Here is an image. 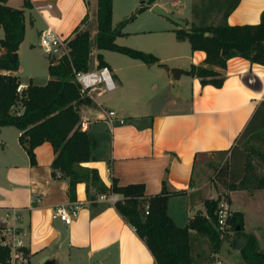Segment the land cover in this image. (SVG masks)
I'll return each instance as SVG.
<instances>
[{
	"label": "crops",
	"instance_id": "obj_1",
	"mask_svg": "<svg viewBox=\"0 0 264 264\" xmlns=\"http://www.w3.org/2000/svg\"><path fill=\"white\" fill-rule=\"evenodd\" d=\"M7 3L22 8L25 0H8ZM29 3L30 7L24 8L26 38L20 46L19 56L29 27L37 31V42L41 47V34L48 27L66 39L73 35L77 27L88 29L95 15L97 18V0H29ZM263 11L264 0H241L227 22L230 25L257 24ZM87 15L88 21L83 24ZM219 16L220 20L215 25L221 21L222 15ZM2 31L0 29V39L4 36ZM172 31L177 44L187 43L179 41L175 31ZM125 33V36L117 39V43L130 36L152 34L153 30ZM119 44L137 47L131 43ZM37 45L30 42L27 49L30 57L36 60ZM189 46L190 65H202L206 54L203 51L193 52ZM102 54L117 87L108 93L93 91V105L81 109L82 121L86 123L84 130L96 143L93 152L95 160L83 166L97 169L108 187L113 180L121 186L144 183L146 194L153 196L161 193L166 181L170 191L184 192L173 195L168 207L169 215L180 227L184 225L182 223H189L197 212L206 214L204 201L217 199L223 193L217 190L208 192L201 168L212 162L209 158L224 155L225 159H229L230 153L226 152L237 144L247 125L252 121L260 127L264 121V109L259 110L264 103V66L252 64L243 58L229 60L226 69H218L225 76L221 88L202 86L197 77L174 79L168 72L162 81L146 86L145 79L138 77V74L133 78L127 77L123 67L117 66L116 57ZM121 56L119 60L134 67L138 73L152 69L141 60ZM124 57L131 61H124ZM152 66L163 68L156 64ZM21 73L22 66L17 74L20 76ZM26 86L22 83V87ZM145 88H151L155 93L165 92L166 97L158 102L161 107L151 108L142 101ZM106 95L111 98L106 100ZM111 111L116 116L109 117ZM10 128L14 127L0 128V149L5 155L0 159V209L21 210L31 264H157L146 241L117 211L115 204L99 197L89 200L84 183L77 185L76 200H73L84 203L78 216L70 225L54 219L55 208L72 200L69 182L52 176L51 165L55 159L53 147L50 143L37 147V164L32 165L19 143L21 132L16 129L15 141L22 150V153L14 151L21 155L17 162L15 155L10 153ZM237 191L231 192V208L242 212L245 218V211L235 209L233 196ZM117 197L121 199L120 195ZM256 197L257 194H254L249 201L253 203L250 206L253 215L258 216V206H253ZM261 199L263 204L260 208L264 211V193ZM246 222L248 220L245 218L247 230ZM256 222L254 220L249 224ZM224 246L230 253V243L225 242ZM35 260L38 262L35 263ZM217 262L222 264L221 258H215L213 264Z\"/></svg>",
	"mask_w": 264,
	"mask_h": 264
},
{
	"label": "trees",
	"instance_id": "obj_2",
	"mask_svg": "<svg viewBox=\"0 0 264 264\" xmlns=\"http://www.w3.org/2000/svg\"><path fill=\"white\" fill-rule=\"evenodd\" d=\"M156 1L150 0V4ZM7 2L0 0V29L4 32L0 39V128L14 127L21 132L19 143L30 163L37 164V147L50 143L55 153L52 176L69 182L72 201L76 200L77 185L81 183L86 184L87 197L92 201L104 194L120 195L121 199L115 204L117 211L146 241L157 264H213L230 236L229 231L233 232L234 241L239 237L247 238L246 245L240 250L244 264H264V250H260L255 235L246 233L242 212H230L227 231H222L218 225L221 202L231 203L229 191L264 190V171L261 174L256 172L260 165L254 164L253 159L258 156L260 167L264 170V152L250 145L255 138H264V121L260 127L251 121L237 144L226 152L230 153L229 159L216 168V180L224 187L225 194L217 199L205 200L206 214L197 212L187 226L180 227L169 215L168 207L173 195L184 192L170 191L166 181L161 193L153 196L146 194L144 183L121 186L113 180L108 187L97 169L83 166L95 160L93 152L96 143L81 126V109L92 106L93 100L81 94L76 80L79 72L109 67L102 51H112L147 65H159L174 79L197 77L202 86L221 88L225 76L218 69H226L229 60L243 58L264 66V11L257 24L230 25L227 20L241 0H201V4L194 8L199 23L193 22L187 29L178 28L175 34L179 41L189 42L193 52L203 51L206 58L202 65L184 69L169 67L152 53L117 43L119 37L126 35L124 27L127 23L147 9L144 1L130 19L114 26V0H97L96 37L93 38L89 29L77 27L73 35L65 39L68 53L60 58L49 55L50 78L47 83L37 85L30 79L28 85L22 87L17 74L21 66L19 49L26 36L24 8L30 7V3L25 0L22 8H15ZM213 9L222 15L216 25L207 24L205 19ZM87 21L88 15L82 23ZM20 87L22 90L18 92ZM262 109L264 103L259 107L260 111ZM1 230L0 225V233ZM193 234L198 236L196 239L203 238L208 242L211 250L207 256L194 252ZM23 250L30 255L28 248ZM10 254V248L0 244V264H6Z\"/></svg>",
	"mask_w": 264,
	"mask_h": 264
},
{
	"label": "rangeland",
	"instance_id": "obj_3",
	"mask_svg": "<svg viewBox=\"0 0 264 264\" xmlns=\"http://www.w3.org/2000/svg\"><path fill=\"white\" fill-rule=\"evenodd\" d=\"M140 1L141 0H115L114 3V11H113V25L116 26L119 22L125 19H130L132 15L136 12V8L140 6ZM145 2L147 9L142 11L140 14L137 15V17L134 20H131L127 23V25L124 27V32H139V31H145V30H153V33H146V35L142 36H130L126 38L123 41H118L119 43H126V44H133L134 46L137 47H131L135 48L141 51H144L140 48H143L147 51H144L146 53H152L159 57L163 63L170 67H177V68H184L188 69L190 68V46L187 43H181L177 44V42L174 40V35L172 34V30H176L179 27L178 24H176L174 21L171 19L158 15L157 13L153 12V7L158 5L161 8H163L167 13L171 14L174 18L176 19H181L183 21L188 22V27L192 25L193 22L199 23V20L197 19L198 17L194 14V8L197 5L201 4V0H157L156 4H150V0H142ZM137 4V5H136ZM136 5V6H135ZM209 14L206 15V23L213 24L215 22H218L220 20V14L215 12V9H213L211 12H208ZM212 13V14H211ZM88 29L90 30L93 38L96 37L97 33V18L96 15L94 16V20L92 23L89 25ZM3 33V31H2ZM26 38V37H25ZM38 41V34L36 30H32L29 27V32H28V37L27 40L25 41L24 48L21 51L20 55V61H21V66H22V73L20 75L21 81L23 84L28 85L30 82V78L33 79V82L37 85H45L47 81L49 80V55L43 53L42 48L39 47V42ZM30 42H34L37 45V48L39 50H35V53L38 55V59H33L29 55V46ZM121 45V44H119ZM41 46V45H40ZM40 51V52H39ZM104 53L105 57L108 55H113L115 58V61L117 62V66L120 65L123 67V72L124 74L129 77L133 78L136 77L138 74V77H141L145 79V85H151V83L157 82V81H162V79L167 75V70L165 68H156L155 66L148 65L149 67H152L150 71L148 70L146 72L138 73V71H134V67L132 66H127L124 62H121L119 59H122L123 56L121 54L112 52V51H102ZM96 55V53H95ZM48 57V58H47ZM104 57V56H103ZM110 57V56H109ZM121 57V58H120ZM95 58V56L93 57ZM124 61H131L129 58L124 57ZM141 63V62H138ZM144 65V64H142ZM95 68H93L94 70ZM158 69V70H156ZM113 96V95H112ZM165 92H159L155 93L154 91H151V88H145L143 90V96H142V101L146 102V105H149L151 108H159L158 102H161L165 98ZM106 100L110 99V95H106L104 97ZM9 138L12 140L11 144V155H15L17 162H19V156L17 155V151L19 153H22V150H20L19 145L15 141V135H16V128H10L9 129ZM12 132V134H11ZM14 140V141H13ZM251 146L260 149L261 151L264 152V138L259 137L258 139H254L251 144ZM26 157V154L23 153ZM5 155L3 154L2 150L0 149V159L4 157ZM25 159V158H23ZM254 164L260 165L261 163L260 158L258 156H254ZM212 162L210 164L205 165L204 167L201 168V171L204 174V179L207 184V189L213 192H216V190L219 192H222L223 195L225 194L224 192V187L216 180V175L215 171L217 166H219L220 163H222L225 159L224 155H220L217 158H209ZM259 162V163H258ZM225 163V162H224ZM257 167V173L261 174L263 173L264 170H262V167ZM0 174H2V171L0 170ZM242 190V191H241ZM260 191V192H257ZM263 191V192H261ZM231 192L229 191V195L231 197ZM236 192V191H234ZM264 193V190H245V189H239L237 193L233 196L234 204H235V209H240L246 212L245 218L248 220L246 222L247 225V230L246 233H252L254 234L260 245V250H264V211L260 206H262L263 201L261 199L262 195ZM254 194H257V199L255 204L253 205L258 206L257 209V214L258 216H255V213L253 215V210H251L250 206L252 207L253 203H250L249 199H251ZM252 195V196H251ZM250 197V198H249ZM223 199V198H222ZM254 199V200H255ZM232 202V198H231ZM228 210L232 212L231 208V203L227 205ZM226 208V205H225ZM264 208V207H263ZM253 211V212H252ZM253 223L254 220L257 222L254 223L253 225L249 224L251 221ZM184 225H181L182 227L187 226L188 222L182 223ZM250 229H252L250 231ZM254 230V231H253ZM198 236L196 234H193L192 240H193V246H194V252L195 253H201L205 254L207 256L210 252V246L208 242L201 238V239H196ZM232 241L234 242V235L230 234L228 239L225 241L226 243H230L231 246H228L230 253L226 251L227 247L224 246L220 250L222 253H218L215 258L222 260V264H244L241 256H240V251L236 250L232 246ZM224 242V243H225ZM223 243V244H224ZM202 256V255H201ZM202 259V257H201ZM38 261L35 260V263ZM38 264V263H37Z\"/></svg>",
	"mask_w": 264,
	"mask_h": 264
},
{
	"label": "built area",
	"instance_id": "obj_4",
	"mask_svg": "<svg viewBox=\"0 0 264 264\" xmlns=\"http://www.w3.org/2000/svg\"><path fill=\"white\" fill-rule=\"evenodd\" d=\"M40 45L44 53L55 56L57 58L62 57L68 53V48L65 39H62L57 35L50 27L45 29L40 37ZM76 80L81 87V94L83 96H89L92 99L91 93L99 90L100 94L112 92L116 89L117 85L113 78V75L108 67L101 69L95 68L88 72H79L76 74ZM22 87L18 88V92H21ZM116 116L114 111L109 112V117ZM123 123V121H121ZM82 129L86 128V123L82 121ZM100 200L108 201L112 204H116L119 200L117 195H100ZM40 202V200H38ZM226 205V208H225ZM228 203L221 202L218 211V225L222 231H227V218L230 214L228 210ZM84 203L81 201H72L68 204L58 205L54 212L53 218L65 222L70 225L74 218H76L83 208ZM148 213V211H147ZM22 213L17 208H4L0 209V225L2 230L0 233V244L10 248V260L6 264H31L30 255L24 252L26 245V231L22 226ZM228 234H233L230 232ZM220 264V262H217Z\"/></svg>",
	"mask_w": 264,
	"mask_h": 264
},
{
	"label": "water",
	"instance_id": "obj_5",
	"mask_svg": "<svg viewBox=\"0 0 264 264\" xmlns=\"http://www.w3.org/2000/svg\"><path fill=\"white\" fill-rule=\"evenodd\" d=\"M153 12L157 13L158 15L167 17L169 19H171L172 21H174L176 24L179 25L180 28L183 29H187L188 28V22L187 21H183L181 19H176L174 18L171 14L167 13L163 8H161L160 6L156 5L153 7ZM209 34L207 33L206 36H208ZM247 243V238L245 237H239L237 238L234 242H233V246L237 249V250H241Z\"/></svg>",
	"mask_w": 264,
	"mask_h": 264
}]
</instances>
